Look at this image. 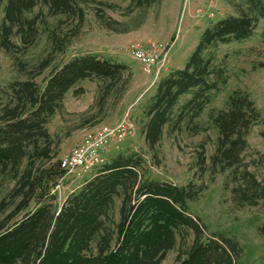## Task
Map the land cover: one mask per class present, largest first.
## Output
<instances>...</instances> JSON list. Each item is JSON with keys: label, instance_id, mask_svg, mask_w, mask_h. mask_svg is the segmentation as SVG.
Instances as JSON below:
<instances>
[{"label": "trees", "instance_id": "16d2710c", "mask_svg": "<svg viewBox=\"0 0 264 264\" xmlns=\"http://www.w3.org/2000/svg\"><path fill=\"white\" fill-rule=\"evenodd\" d=\"M140 1L149 4L153 0ZM40 2L54 14L76 9L72 0H0L1 48L11 52L14 34L26 42L35 37L36 19L25 13ZM245 3L247 9L239 15L205 28L185 65L158 81L145 108L143 132L149 147L159 142L173 115L176 126L197 118L209 102V92L226 83L225 67L216 65L212 49L218 43L250 36L264 16L263 0ZM127 69L89 52L53 71L43 88L30 79L11 83V100L0 108V173L18 169L24 158L48 155L49 150H44L50 142L46 123L78 81L100 78L110 86ZM188 93L192 96L175 113L179 97ZM211 119L218 131L212 166L231 170L234 179L239 174L240 183L231 189L233 202L257 205L264 200V184L247 167L239 168L249 147L247 135L253 125H264V114L246 93L235 91L226 108L211 114ZM141 166L140 156L118 154L85 177L60 205L55 204L53 191L63 174L59 160L38 181L27 172L20 186L23 202L17 209L26 208L34 196L37 205L12 225L0 228V264H162L178 236L184 239L188 232L194 239L175 264H240L243 248L238 240L220 231L206 234L205 225L189 212L188 202L198 198L201 185L151 179L142 174ZM117 196L121 202L116 219ZM259 232L264 236V224Z\"/></svg>", "mask_w": 264, "mask_h": 264}, {"label": "rangeland", "instance_id": "374dc122", "mask_svg": "<svg viewBox=\"0 0 264 264\" xmlns=\"http://www.w3.org/2000/svg\"><path fill=\"white\" fill-rule=\"evenodd\" d=\"M72 1L74 11L57 14L38 3L25 13L36 19L35 37L26 42L14 34L11 52L0 47V108L11 100V83L30 79L43 88L53 71L77 55L96 53L128 69L110 86L109 81L100 78L78 81L46 123L50 142L44 150H49L48 155L24 158L18 169L0 173V228L12 225L37 205L34 196L26 208L17 209L23 202L20 186L27 172L31 171L33 180L38 181L46 168L69 152L86 132L115 128L127 117L132 127L110 147L107 160L118 154H136L142 160V174L151 179L179 186L189 182L201 185L198 198L188 204L189 212L205 225V233L220 231L235 237L243 248L240 264H264V236L259 232L264 224V200L254 206L233 202L231 189L240 183L239 174L234 179L231 170L221 171L211 164L218 136L211 114L225 109L230 95L235 91L246 93L264 114V16L250 36L218 43L212 49L216 65L225 67L226 83L209 92V102L197 118L185 119L176 126L173 115L164 125L159 142L149 147L143 132L145 108L158 81L185 65L205 28L246 10L245 0H153L149 4L140 0ZM150 42L170 45L158 76L156 68L147 70L130 51L134 43ZM191 96L181 95L174 112ZM247 140L249 147L239 171L247 167L264 184V125H253ZM95 169L77 178L66 176L53 190L55 204L60 205ZM120 202L117 196L113 210L116 219ZM193 239L192 232L184 239L178 236L176 246L166 253L162 264H175L178 254Z\"/></svg>", "mask_w": 264, "mask_h": 264}, {"label": "built area", "instance_id": "2783aa9c", "mask_svg": "<svg viewBox=\"0 0 264 264\" xmlns=\"http://www.w3.org/2000/svg\"><path fill=\"white\" fill-rule=\"evenodd\" d=\"M169 48V45H168ZM167 46L150 42L147 45L134 43L130 46L131 54L142 63L147 70L156 68V76L166 63ZM132 127L127 117H124L115 128L102 127L90 130L84 134L82 139L59 160L62 176L56 185L59 188L66 176L77 178L93 171L95 168L107 161L110 147L119 142L125 132Z\"/></svg>", "mask_w": 264, "mask_h": 264}, {"label": "crops", "instance_id": "0c3cea01", "mask_svg": "<svg viewBox=\"0 0 264 264\" xmlns=\"http://www.w3.org/2000/svg\"><path fill=\"white\" fill-rule=\"evenodd\" d=\"M167 46H168V45H167ZM169 48H170V45H169ZM169 48H168V49H169Z\"/></svg>", "mask_w": 264, "mask_h": 264}, {"label": "water", "instance_id": "95a60500", "mask_svg": "<svg viewBox=\"0 0 264 264\" xmlns=\"http://www.w3.org/2000/svg\"><path fill=\"white\" fill-rule=\"evenodd\" d=\"M167 48H168V46H167Z\"/></svg>", "mask_w": 264, "mask_h": 264}]
</instances>
